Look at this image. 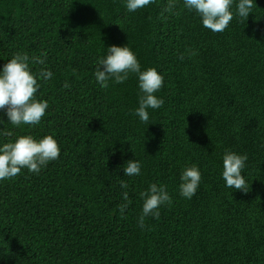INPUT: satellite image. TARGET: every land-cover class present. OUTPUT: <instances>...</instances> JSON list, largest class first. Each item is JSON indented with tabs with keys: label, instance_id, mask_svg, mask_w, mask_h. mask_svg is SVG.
I'll return each mask as SVG.
<instances>
[{
	"label": "trees",
	"instance_id": "1",
	"mask_svg": "<svg viewBox=\"0 0 264 264\" xmlns=\"http://www.w3.org/2000/svg\"><path fill=\"white\" fill-rule=\"evenodd\" d=\"M113 44L164 76L148 126L134 114L136 74L107 87L95 78ZM18 52L46 58L30 68L53 72L36 93L48 108L19 127L0 110V142L50 134L61 153L38 174L0 181V264H264V0L221 33L183 0L135 12L124 0H0V68ZM229 149L248 156L247 192L225 187ZM132 159L141 174L129 177ZM192 165L202 179L189 200L179 184ZM152 183L172 203L141 228Z\"/></svg>",
	"mask_w": 264,
	"mask_h": 264
},
{
	"label": "clouds",
	"instance_id": "2",
	"mask_svg": "<svg viewBox=\"0 0 264 264\" xmlns=\"http://www.w3.org/2000/svg\"><path fill=\"white\" fill-rule=\"evenodd\" d=\"M124 3L129 12H135L152 4L153 0H124ZM254 4L256 0H183V7L189 12H195L203 27L216 33L223 32L229 26L234 14L247 20L249 14L253 13ZM174 7L175 3L169 5V8ZM106 49V54L97 60L98 66L95 71L97 82L102 87H107L109 80L123 84L130 74H136L139 106L134 114L148 126L150 124L148 109H159L164 104V99L156 95L164 84V76L155 67L142 70L136 54L127 44L123 46L113 44ZM45 59L40 57L30 59L27 54L18 52L0 68V110L5 112L10 124L17 127L38 125L45 116L48 102L37 99L36 93L41 82L50 80L53 72L46 67L36 72L30 68V63L44 65ZM63 86L69 88L70 84L65 82ZM60 153L61 148L57 140L50 134L39 139L32 135H21L14 141L0 142V181L12 179L25 169L29 173L38 174L49 162L57 160ZM247 160L246 153L225 150L221 173L225 187L248 191L247 181L242 175ZM141 167L139 160H129L124 166V175L138 176L141 174ZM201 179L202 174L197 165L186 166L180 175L179 194L185 199H192ZM121 187L127 189L128 184L122 182ZM140 196L143 200L142 212L138 219L141 228L144 227L145 217L159 218V208L166 203H172L166 186L162 184H150ZM127 207L128 203H124L119 211L123 214Z\"/></svg>",
	"mask_w": 264,
	"mask_h": 264
}]
</instances>
